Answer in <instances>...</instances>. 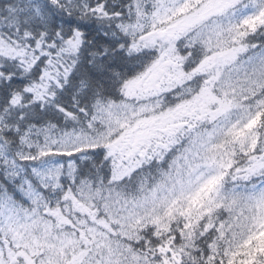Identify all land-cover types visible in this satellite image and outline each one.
<instances>
[{"label": "snow or ice", "instance_id": "1", "mask_svg": "<svg viewBox=\"0 0 264 264\" xmlns=\"http://www.w3.org/2000/svg\"><path fill=\"white\" fill-rule=\"evenodd\" d=\"M0 264H264V0H0Z\"/></svg>", "mask_w": 264, "mask_h": 264}]
</instances>
